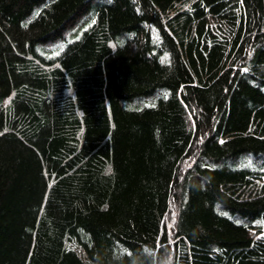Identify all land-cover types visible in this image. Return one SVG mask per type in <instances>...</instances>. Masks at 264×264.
Here are the masks:
<instances>
[{"label":"trees","instance_id":"1","mask_svg":"<svg viewBox=\"0 0 264 264\" xmlns=\"http://www.w3.org/2000/svg\"><path fill=\"white\" fill-rule=\"evenodd\" d=\"M0 264H264V0H0Z\"/></svg>","mask_w":264,"mask_h":264},{"label":"rangeland","instance_id":"2","mask_svg":"<svg viewBox=\"0 0 264 264\" xmlns=\"http://www.w3.org/2000/svg\"><path fill=\"white\" fill-rule=\"evenodd\" d=\"M61 47H62V44L60 42H58V43L54 44L52 46V48L47 50V51L48 52H52V51L57 52V51H59L61 49ZM167 227H168V229H170L171 228V223H168Z\"/></svg>","mask_w":264,"mask_h":264}]
</instances>
